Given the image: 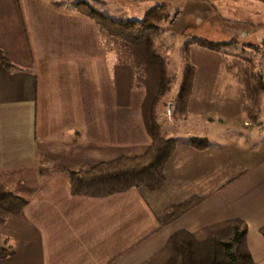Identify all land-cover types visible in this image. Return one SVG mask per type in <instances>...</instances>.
Returning <instances> with one entry per match:
<instances>
[{"label":"crops","instance_id":"crops-1","mask_svg":"<svg viewBox=\"0 0 264 264\" xmlns=\"http://www.w3.org/2000/svg\"><path fill=\"white\" fill-rule=\"evenodd\" d=\"M104 32L71 3L0 0V49L10 62L0 63V182L28 201L0 227V245L12 252L0 264H140L173 233L229 219L246 223L251 256L264 264V101L256 123L242 119L239 83L219 53L193 63L189 112L174 115L161 188L71 194L68 171L118 159L123 149L140 154L150 143L144 126L142 140L123 139V99L142 92L141 115L144 91L133 88L132 67ZM194 137L207 148H192ZM195 194L206 197L159 225L167 207Z\"/></svg>","mask_w":264,"mask_h":264},{"label":"trees","instance_id":"trees-1","mask_svg":"<svg viewBox=\"0 0 264 264\" xmlns=\"http://www.w3.org/2000/svg\"><path fill=\"white\" fill-rule=\"evenodd\" d=\"M264 1V0H261ZM74 8L89 16L104 27L108 34L120 38L117 43L122 57L134 71L132 86L144 91L141 117L150 139L148 147L140 154L122 156L118 159L97 163L88 169L68 171L70 192L73 195L103 197L130 189L156 190L166 180L165 164L175 148V140L167 138L161 131L158 107L170 91L175 76L168 71L167 61L156 51L151 29L163 18L164 5L149 9L142 19L113 21L96 12L85 1L73 2ZM208 50L219 53L225 60V70L234 74L239 83L243 104L242 119L256 123L264 101V78L255 70L251 54L227 55L225 48L235 41L216 43L200 42ZM192 42L182 45L183 71L171 113L186 117L190 108L196 67L191 61ZM0 63L10 67L0 49ZM189 145L196 150L208 146L206 138L194 137ZM205 195L195 194L180 203L167 207L159 218V225L166 226L203 202ZM28 204L25 197L15 195L0 182V227L13 214L21 212ZM264 240V225L259 229ZM11 251L0 245V259L11 255ZM140 264H256L247 245V225L240 219H230L202 227L196 232L177 231L152 257Z\"/></svg>","mask_w":264,"mask_h":264},{"label":"rangeland","instance_id":"rangeland-1","mask_svg":"<svg viewBox=\"0 0 264 264\" xmlns=\"http://www.w3.org/2000/svg\"><path fill=\"white\" fill-rule=\"evenodd\" d=\"M64 5L75 1H85L92 8L108 19L119 22L129 19H142L144 14L156 5H164L163 18L151 29L156 51L167 61L168 71L175 76L170 91L163 97L158 107L159 124L165 137L176 130L174 115L171 113L174 97L177 93L180 76L183 71L182 45L192 42L191 61L198 65L201 53L208 50L200 42L203 40L216 43L235 41L225 53L251 54L255 70L259 71L260 61L264 60V1L261 0H58ZM107 45L116 49L120 38L108 34L102 27ZM123 63L127 61L122 57ZM200 63V61H199ZM200 66V65H199ZM214 75L221 70L212 67ZM262 76V75H261ZM263 77V76H262ZM143 91V90H141ZM123 99L122 135L123 139L133 137L141 139L144 134L139 104L142 92ZM178 117V116H177ZM183 118V117H181ZM179 133V134H178ZM177 139L180 140L179 129ZM175 138L176 137H172ZM131 151L123 149V155L131 156ZM133 154H139L133 153ZM236 191V189H235ZM230 220V219H229ZM226 221V220H225ZM223 222V221H221ZM218 222V223H221ZM217 224V223H215ZM214 225V224H212Z\"/></svg>","mask_w":264,"mask_h":264},{"label":"built area","instance_id":"built-area-1","mask_svg":"<svg viewBox=\"0 0 264 264\" xmlns=\"http://www.w3.org/2000/svg\"><path fill=\"white\" fill-rule=\"evenodd\" d=\"M264 51V49H261V52H263Z\"/></svg>","mask_w":264,"mask_h":264}]
</instances>
